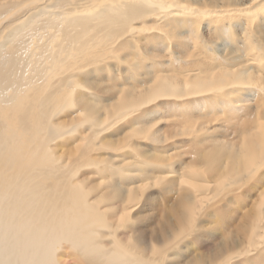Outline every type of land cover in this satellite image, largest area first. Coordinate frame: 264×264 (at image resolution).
I'll return each instance as SVG.
<instances>
[{
    "label": "bare ground",
    "instance_id": "obj_1",
    "mask_svg": "<svg viewBox=\"0 0 264 264\" xmlns=\"http://www.w3.org/2000/svg\"><path fill=\"white\" fill-rule=\"evenodd\" d=\"M0 264H264V0H0Z\"/></svg>",
    "mask_w": 264,
    "mask_h": 264
},
{
    "label": "rangeland",
    "instance_id": "obj_2",
    "mask_svg": "<svg viewBox=\"0 0 264 264\" xmlns=\"http://www.w3.org/2000/svg\"><path fill=\"white\" fill-rule=\"evenodd\" d=\"M205 37H206V35H205ZM236 43L235 42H229V44L228 45H224L223 46V50L225 51V52H227V51H230V50H233L235 47H234V45H235ZM233 47V48H232ZM220 50H221V48H220ZM157 53V55L159 54V55H162V53L161 52H156ZM112 65V66H111ZM110 69H112L113 70V72H111V73H108V71L107 72H105L104 70V72L102 71V69L101 70H99L96 74H94L93 76H91V82H98V85L100 86L99 88H101L102 86V84L103 85H105V86H108V84H110V83H112L113 81H115L116 79H117V77L119 78V74H123V72H126L127 71V69H128V67H127V69H126V67H119V69L115 66V64H110V67H109ZM106 69V68H105ZM121 69V70H120ZM108 70V69H107ZM118 70V71H117ZM102 72V73H101ZM122 72V73H121ZM98 74V75H97ZM127 75H129V76H127ZM104 76V77H103ZM126 77H129L130 78V74H126ZM90 81V80H89ZM109 82V83H108ZM61 118V121H68V119L67 118H64V117H60ZM159 118V117H158ZM63 119V120H62ZM165 125V124H164ZM164 125H161L160 127H159V129H164V130H167L168 128H170L169 127V125H166V126H164ZM164 126V127H163ZM166 127V128H165ZM217 127V129L221 132V130H223V128L224 127H221V125H220V127L219 126H216ZM226 127V126H225ZM162 129V130H163ZM227 129V128H226ZM162 132L163 131H161V134H162ZM110 140H113V139H109L108 141H107V143H109V144H111L112 142H114V141H110ZM119 142H121V141H119ZM180 142H185L184 140H182V141H179L178 143L180 144ZM115 143V142H114ZM113 143V144H114ZM151 143V142H150ZM58 145L57 146H60L59 144H62L61 142L60 143H57ZM173 145H174V149H173ZM159 146V145H158ZM178 146V147H177ZM179 146L180 145H178V144H176V146H175V144H171V146H169L170 148V155H171V152L172 153H174L173 154V156L172 157H174V155H175V150L177 151V153H179V154H177L176 153V155H181L182 153V149L180 150V148H179ZM61 147V149H62V145L60 146ZM175 147H177V148H175ZM63 148L64 149H62V151L60 150L59 152H63V150H65V148H66V146H63ZM149 148H157V150H162V149H160L159 147H157V145L156 146H153V144L151 143V145H147L146 146V144H143V149H141V151H143V153H146L148 150H149ZM58 149H59V147H58ZM146 149V150H145ZM178 149H179V151H178ZM66 151V150H65ZM163 151V150H162ZM158 155V154H157ZM170 155H168V156H165V157H159V155H158V157L156 156L155 158H153V157H151L149 160H160V158H162V160L163 159H165L164 161H167V159L168 158H170L169 156ZM175 155V156H176ZM167 157V158H166ZM249 185V184H248ZM252 185H250V187H248V188H246L245 189V191L246 192H244V191H242L241 192V194L239 195V196H236L235 198H231V204H229L228 205V207L226 208V213H231V214H235V213H243V212H247V213H255L256 211H257V209H255L254 207H255V204H257V203H255V201L257 202V201H259L258 199H257V192H256V190L252 187ZM155 189H153V191H152V193H154V195H155V202H153L154 203V206L155 207H153L154 208V212H153V214L154 215H150L149 217L147 216H145V218L142 220V223H141V226L143 227V228H145V229H148V228H152L153 226L157 229V228H160L158 225L160 224V225H162L163 223H162V221L161 220H163V219H161L160 217L158 218L157 217V215H159V214H157V213H159V210H161L160 208H162L161 206L163 205L162 203V201L164 200V198H163V195H162V193H161V187L160 186H157V188L156 187H154ZM163 191V190H162ZM242 195V196H241ZM171 195H167V198H169ZM215 197V199L214 200H217V198H216V196H214ZM235 199V200H234ZM160 202V203H159ZM157 218H158V220H159V223H158V221H157ZM161 219V220H160ZM156 222L158 225H154L155 223L154 222ZM164 222V221H163ZM169 223H170V221H169ZM164 225V224H163ZM148 226V227H147ZM147 227V228H146ZM153 227V228H154ZM204 232L207 234V235H205V236H207V239H206V242H208L207 243V245L205 246V248H207L206 250H208L209 248H212V247H214L215 245H218V244H224V242H223V235H224V231H222L221 230V228H219V225L218 224H207V223H204ZM185 244L183 245L184 247H185V245L187 246L186 247V253L184 254L185 255V257L186 256H188L189 258L191 257H193L194 255L196 256V255H198L199 256V254H200V252L201 251H198V247H196V246H194V245H191V244H193V243H191V241H188L187 240V242H184ZM183 247V248H184ZM188 258V259H189ZM69 261V260H68Z\"/></svg>",
    "mask_w": 264,
    "mask_h": 264
}]
</instances>
